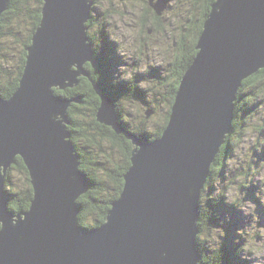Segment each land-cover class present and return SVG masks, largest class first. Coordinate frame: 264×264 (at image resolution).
I'll list each match as a JSON object with an SVG mask.
<instances>
[{"label": "water", "instance_id": "1", "mask_svg": "<svg viewBox=\"0 0 264 264\" xmlns=\"http://www.w3.org/2000/svg\"><path fill=\"white\" fill-rule=\"evenodd\" d=\"M41 2L17 87L0 96V264H199V197L231 130L237 88L264 64V0L210 6L200 50L157 139L117 125L112 103L91 85L100 98L95 119L132 144L122 190L92 227L78 220L77 199L90 182L67 127V107L79 101L52 87L75 86L86 76L84 60L94 66V49L83 36L93 0ZM8 3L0 0V15ZM153 5L157 13L165 7L163 0ZM16 156L33 190L29 207L18 213L7 207L5 189Z\"/></svg>", "mask_w": 264, "mask_h": 264}, {"label": "rangeland", "instance_id": "2", "mask_svg": "<svg viewBox=\"0 0 264 264\" xmlns=\"http://www.w3.org/2000/svg\"><path fill=\"white\" fill-rule=\"evenodd\" d=\"M159 1L93 0L92 6L94 7L90 12L92 17L85 23L87 28L90 22L91 28L98 27L100 29L102 26L100 22H108L101 28L103 32L101 35L105 34L106 38L100 37L98 40L100 31L97 32L98 37H95L87 29L88 37L91 35L95 39L93 42L90 41L91 46L93 48L98 47L96 49L97 52L95 51L94 53V50H92L93 53L90 54L91 58L94 54L96 61H93L94 66H90V62L84 60V66L82 65V67L87 77L80 74L77 77L78 82L76 85L80 82L89 83L88 89L95 99L93 103H97L96 106L94 105L95 108L91 106L92 111L95 112L94 115L100 104L98 94L102 96L105 94L109 100L112 98L111 103L114 106V114L116 113L114 121L117 125H129L132 130H136L137 125H145L146 127L168 125L171 114L170 108L175 102V96L182 76L200 50V47H196V45L209 8L216 0H163L167 7L165 6L161 12L155 13L153 4ZM28 4L30 6L29 10L40 13L42 2L35 5L30 2ZM32 5H34L33 8ZM148 6L150 10L147 9ZM30 14L25 13L20 19L25 24V30L17 35L19 46L11 48L14 53L11 56L13 63L22 66L24 62L20 63L18 55H20L21 51L25 52V60L33 35L32 32L27 40L29 29H26V27L30 26L28 23ZM155 15L160 16V19ZM91 28L90 30L92 31ZM22 42L24 43L23 47L20 44ZM9 55L10 53L5 50L0 53V56L4 59ZM185 65V70L181 71ZM87 78L90 79L91 84ZM102 78L104 85L99 84ZM246 78L248 81L253 79L251 82L256 85L255 93L257 92L253 96L251 94L252 90L249 89V93L245 96L247 98L251 94V97L253 96L254 98V101L248 105V109H252L251 111L248 110V114H246V110H236V105L240 99L242 100L239 90L244 89L245 84H247L245 83L246 81L244 82ZM91 85L98 86L96 88L98 94ZM52 89L54 92L55 89L62 90L58 87H52ZM113 92L117 96L114 97ZM55 93L61 95L57 92ZM235 96L237 98L234 102L235 108L231 113L232 123L230 125H233L234 121L240 124L241 120H244V123H242L243 129L237 131L232 128L230 130L228 134L229 140L226 139L224 144H229V152L225 157L226 163L223 166L221 178L217 177V166L214 170L215 172L208 179V183L212 188L208 190V193L200 195L199 203L202 206V219H206L210 212L214 211L217 213L213 204L215 205L217 200H219V196H222L221 199L229 204L228 208H226L225 220L219 222L221 224L219 226L225 228L229 226L226 223V219L229 218V207L233 206V203H237V207H240V211L236 209L238 213L233 214L234 219L231 222V226L239 235L238 237L243 238L242 245H239L240 255L236 259L233 258L232 247L236 243L230 240L226 243L225 255L219 257V261L222 264H225V257L228 264H264V212L261 209L258 211L260 203L261 207H264V64L248 73L242 79ZM64 97L70 99L68 96ZM247 99L249 100V98ZM75 100L79 101L76 98ZM74 103L75 101H72L69 107H72ZM69 107H67V120H69ZM243 112V117L236 118V122L235 117ZM80 113L82 114H79V120L86 122L88 118V125H109L97 121L89 105L88 108L86 106L83 107ZM93 118L96 121L95 123H92ZM69 124L70 120L67 125ZM85 132H90V130L86 129ZM95 136L97 137L98 135ZM80 138L82 139V137ZM80 138L78 136L76 141L78 146L82 144L79 142ZM83 147H85L84 143ZM88 150L90 153L93 152L92 157L96 158L100 163H97V166L95 162L94 173L106 183L104 188L106 189L107 185H109L108 177H114L113 174L108 176L107 172L123 164L120 146L114 139L103 135V137H98L95 147L91 144ZM242 169L243 176L240 174L234 177L233 180L230 179L233 170H238L240 173ZM228 171H231V174ZM6 180L8 185H10L7 187L13 188L14 192L16 189H23V175L17 170L12 171ZM252 183L255 185L258 183L259 188H257V191L254 188L251 190L247 189ZM242 185L244 188H242ZM255 185L253 186L255 187ZM7 187L5 185L6 190L8 189ZM110 192L113 193V190H110ZM105 193L107 194L108 192L105 190ZM225 228H214L215 230L211 235L199 233V240L204 242L205 247L207 246L205 250H202L205 254L209 256L216 254V249L221 242V236L227 233ZM214 239L217 241L215 246Z\"/></svg>", "mask_w": 264, "mask_h": 264}, {"label": "trees", "instance_id": "3", "mask_svg": "<svg viewBox=\"0 0 264 264\" xmlns=\"http://www.w3.org/2000/svg\"><path fill=\"white\" fill-rule=\"evenodd\" d=\"M29 2L33 3L35 5V4L41 3V0H9L8 8L0 15V53L2 50H5L7 53L8 52L10 53V55L5 59L0 56V58H1L0 59V67H1L0 68V96L1 97H8L9 94H11V92L17 87L19 78H20L21 73H22V65L13 63L12 58H11V56L14 54L13 51L11 50V48L13 49V48H16V46H19L18 45L19 41H18L17 35L20 34L21 32H23V30H25V24L20 19L23 17V15L25 13H31L29 15L30 21L28 22L30 24V26L26 27V29H29V32L27 34V40H28L30 34L33 32V29H35L34 28L35 25L38 24L39 14L37 13V11L33 12V11L29 10V7H30L28 4ZM34 5H32V8ZM165 5L167 7V4H165ZM148 8H149V6H148ZM156 17L160 18L159 16H156ZM88 24H91V23L89 22ZM101 25H104V24L101 23ZM101 28H102V26H101ZM91 29H92V31H88V32H91L93 35H95V37H98L97 32H99L101 30L98 29V27H96L94 29L91 28ZM101 33H103V32L101 31ZM101 33H100V36L98 37V40L100 39V37L106 38V35L103 34V36H102ZM5 39H6V41H5ZM27 40H25V41H27ZM89 40L91 42H93L95 39L93 38V36L89 35ZM20 44L22 47L24 46L23 42ZM25 45H26V43H25ZM97 48L98 47H94L93 49L96 51ZM110 50H112V49H110ZM113 50H115V49H113ZM24 54H25V52L21 51L20 55H18V57H20V63L21 64L24 62ZM97 55H99V54H97ZM185 68H186V65L183 66L181 71H184ZM181 76H182V74H181ZM252 80L248 81L247 78L244 79V82L246 81L245 83H247V84H245L244 89L239 90V93H241V96H242V100L240 99L239 103L236 105V110L237 109L246 110L247 111L246 114H248L249 113L248 110H250V108L248 109V105H250L254 101L253 96H255V94L257 93V92L255 93L256 85H254V83L251 82ZM99 84L104 85L103 78L101 79ZM88 88H89V83L80 82L78 85H76L73 88L67 87V88L62 89V90L55 89V92L61 94L62 96H68L69 98L75 97L79 100V102H75L72 105V107L68 108L70 124L67 127L71 131V138H72V141L75 145V149L78 152V154L80 155V161H81L80 168L84 172V174L87 176V178L90 182V188L86 191L85 194L81 195L77 199L79 205L81 206V210L79 213L78 220H79V223L81 225H83L85 227H92V226H96L99 223H101L102 221H104V219L106 217V213L111 206V202L118 197V195L121 191V188L123 185L122 175L126 171V169L128 168V166L130 164L129 157H130V151H131L132 144H131L130 139L127 137L126 133H116L115 131H113V129H111V127H109L107 125H98V124L97 125H88L87 124L88 118L86 119V122L79 120L80 119L79 114H82V113H80V111L85 106L88 108V105H89L92 114L94 115V113H95L94 111H92L91 108L94 107V105L96 106L97 103H93L95 99H94L92 93L89 91ZM249 89L252 90L251 94H253V96L251 97V94H249V97H247V98H249V100H248L245 96H246V94L249 93ZM243 98H244V100H243ZM171 103H172V101H171ZM243 114H244V112L235 117L236 122H237L236 118H242ZM95 122L96 121L94 119L92 121V123H95ZM84 123H85V125H84ZM242 123H244V120L243 121L241 120L240 124L235 123V121H234L233 125L231 127V130H232V128L237 130V131L242 130L243 129ZM103 126L104 127L107 126L112 130V132L114 134V141H117V144L120 146L121 152L123 150L124 144L128 148L127 149L128 152L123 156V164H121V166H120L121 168L118 171H115L112 169V170H110L111 173L107 172L108 176L113 174L114 177H108L109 178V185H107L106 189H104L106 186V183L94 173L95 168H93V167H96V164L97 163L100 164V163H99V161L96 160V158L92 157L93 152L90 153L88 150V148L91 146V144L93 147H95V144L97 142L98 137H100V136L103 137V135H107V133L101 135L100 127H103ZM164 126L165 125H151L149 127H146L145 125H137L135 128L136 130H132L131 127H129V125H123V129L126 132H129L133 135L135 134V136H137L139 138H143V139L147 138L146 139L147 141L148 140L151 141V140L157 139L161 136ZM86 129H89L90 132H85ZM96 131H97V133H95ZM95 135H98V136L96 137ZM78 136H79V138L82 137V139L80 138V141H79L82 143V144H80V146H78L77 145L78 143L76 142ZM107 136L110 137V135H107ZM226 139L229 140V135L227 136ZM107 140L109 142H111L109 139H107ZM83 143H84L85 147H83ZM111 143L115 144L113 142H111ZM219 150L220 151H218V153L215 156L214 161L212 162V164L210 166L209 175L206 179L207 183L205 182V185L203 186L204 191H206L208 189V187L211 186L208 183V179H209L210 175L215 172L214 170L217 166H218L217 177L221 178V173L223 172V166L226 163L225 157L229 152V144L221 145ZM92 158H94V159H92ZM14 159H15V162L9 166L8 170L5 173L6 178H9V175H10V173H12V171L17 170L20 174L23 175L24 186H23V189L20 190V188H19V189H16V191L14 192L13 188L7 187L10 185H8V183H6V187L8 188L7 207L10 210H12L14 213H18V212L26 210L29 207L30 199L32 197L33 190H32V185L30 183L28 170H27L22 158L20 156H16ZM95 162H96V164H95ZM98 164H97V166H98ZM89 167H91V168H89ZM105 190L108 192L107 194L105 193ZM110 190H113V193H111ZM213 207H214V204H213ZM211 209H213V208L211 207ZM214 219H215L214 211L210 212L209 216L206 219L205 218L202 219V210H201V208L199 209V218L197 221V227L199 229V232L197 234V237L199 236V233L211 235L210 225L215 223V221H213ZM217 219H218V216L216 218V223L218 224ZM238 236L239 235L236 233L233 234L232 236L230 234L226 233V236L223 237L224 244L222 245L223 242L220 243V245L216 249V254L214 255L215 257L214 256L211 257L202 251V250H205L207 246L205 247L203 244L204 242L200 241L199 237L198 238L196 237V239H197L196 242H197V247H198L197 249L200 252V263L199 264H222V262L219 261V257L220 256L223 257L225 255L226 243L229 240H231L232 237H233V243H236L238 245H242L241 242H242L243 238H239ZM204 240H207V239H204ZM207 241H209V240H207ZM205 245H206V242H205ZM201 253H202V255H201ZM239 255L240 254H239L238 248L233 249V251H232L233 258L236 259L237 256H239ZM226 263H227V259L225 257V264Z\"/></svg>", "mask_w": 264, "mask_h": 264}, {"label": "flooded vegetation", "instance_id": "4", "mask_svg": "<svg viewBox=\"0 0 264 264\" xmlns=\"http://www.w3.org/2000/svg\"><path fill=\"white\" fill-rule=\"evenodd\" d=\"M147 9H149L148 7H147ZM150 10V9H149ZM147 15V14H146ZM156 16V15H155ZM160 17V16H159ZM158 19H160V18H158ZM151 20H152V16H151ZM100 23H102V24H104V25H106V23H108V22H100ZM88 29H89V31H91L90 30V25L88 24ZM100 33H101V31H100ZM178 45H179V43H177ZM180 47H181V45H180ZM116 48H117V46H116ZM114 93V92H113ZM112 94V93H111ZM113 96L115 97V93L113 94ZM100 130H101V135H103V134H105V133H107V135H110V137L112 138V139H114V134H113V132H112V130L109 128V127H107V126H103V127H100ZM95 133H97V131L95 132ZM127 146L124 144L123 145V150H122V156H124L128 151H127ZM121 167L120 166H118L117 168H114V170L115 171H118L119 169H120ZM215 255V254H214ZM212 257V256H211ZM215 257V256H214Z\"/></svg>", "mask_w": 264, "mask_h": 264}, {"label": "bare ground", "instance_id": "5", "mask_svg": "<svg viewBox=\"0 0 264 264\" xmlns=\"http://www.w3.org/2000/svg\"><path fill=\"white\" fill-rule=\"evenodd\" d=\"M93 7H94V6H93ZM1 14H2V13H1ZM91 15H92V14H91ZM91 15H90V18H88V19H91V17H92ZM87 22H88V20H86V23H87ZM84 23H85V22H84ZM84 23H83V24H84ZM84 25H85V24H84ZM102 26H104V25H102ZM81 27H82V26H81ZM88 28H89V27H88ZM88 28H87V29H88ZM87 29L85 30V32L83 31V36L86 38V42L89 43L90 45H92L91 42H90V40H89V37H88V35H87ZM100 30H101V28H100ZM99 33H100V32H99ZM90 47L93 49L92 46H90ZM94 51H95V50H94ZM117 53H118V52H117ZM92 56H93V55H92ZM83 66H84V65H83ZM90 66H91V65H90ZM169 74H170V73H169ZM81 75H82V74H81ZM79 76H80V75H79ZM102 90H103V89H102ZM102 90H101V92H102ZM108 95H109V94H108ZM104 96H106V95L104 94ZM115 96H117L116 93H115ZM63 97H64V96H63ZM106 97L108 98V96H106ZM76 99H77V98H76ZM108 99H109V98H108ZM112 100H113V99L111 98V99H110V102H112ZM112 105H113V104H112ZM113 107H114V106H113ZM118 112H119V111H118ZM149 113H150V112H149ZM117 114H118V113H117ZM120 115H121V114H120ZM120 120H121V119H120ZM67 126H68V125H67ZM134 135H135V134H134ZM219 151H220V150H219ZM83 173H84V172H83ZM207 177H208V176H207ZM209 182H210V181H209ZM5 185H6V184H5ZM204 185H205V184H204ZM7 190H8V189H7ZM7 196H8V195H7ZM247 197H248V196H247ZM199 199H200V198H199ZM236 207H237V206H236ZM238 208H240V207H238ZM198 216H199V212H198L197 217H198ZM233 219H234V218H233ZM214 224H215V223H214ZM216 224H217V223H216ZM216 224H215V225H216ZM237 232H238V231H237ZM203 235H204V234H203ZM225 236H226V235H225ZM197 238H198V237H197ZM197 248H198V247H197ZM208 250H209V249H208Z\"/></svg>", "mask_w": 264, "mask_h": 264}]
</instances>
